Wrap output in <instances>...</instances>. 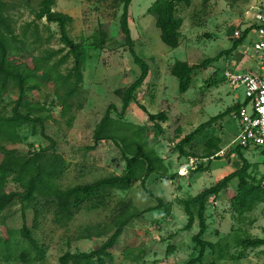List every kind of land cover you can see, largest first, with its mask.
Returning a JSON list of instances; mask_svg holds the SVG:
<instances>
[{"label": "rangeland", "instance_id": "1", "mask_svg": "<svg viewBox=\"0 0 264 264\" xmlns=\"http://www.w3.org/2000/svg\"><path fill=\"white\" fill-rule=\"evenodd\" d=\"M6 1L11 5L9 14L13 18L14 27L20 33L24 26L35 19L34 11L39 9L41 0ZM155 1L133 0L130 6L129 22L135 50L149 63L150 74L139 89L137 99L123 116L119 114L123 100L117 90L129 87L140 76L141 68L126 44L121 26L124 4L117 0H56L53 9L73 17L68 25L69 36L87 56L82 88L79 95L73 98L74 107L67 116L62 115L59 104L52 105L53 101H58L57 88L43 73H40V88L32 91L27 100V103L40 100L50 108V112L45 114L51 113L53 117L46 120V133L56 141V149L69 162L68 170L60 179L63 187L90 183L104 176L125 172L126 161L122 149L114 141L101 142L92 148L94 130L112 105L118 109L111 110L114 118L122 117L134 126H146L145 143L164 159L167 170L159 169L157 174L150 176L147 188L167 205L170 203V211L162 207L134 219L109 250L112 254V259H108L109 264H186L198 256L199 249L193 241V236L199 231L198 221L192 229H185L188 215L180 200L195 196L214 185L239 164L237 156L228 155L229 150L236 146L233 142L240 132L235 113L220 119L197 135L193 144L186 147L192 157L181 155L177 145L201 124L234 106L235 96L246 98L243 88L232 89L223 77L228 66L238 63L239 54L243 55L239 51L244 47L206 68L198 69L186 93L180 92L179 79L171 73V68L178 59L202 63L230 49L234 40L242 35H236V32L242 33L246 26L254 22V14L264 0H193L189 6H180L179 14L184 19L182 43L175 49L162 41L156 18L149 13ZM37 24L41 41L33 44L34 26L29 28V50L20 55L14 53V63L30 61L31 53L41 55L46 50L63 48L64 51L55 58L58 59L70 50L61 40L58 23L44 18ZM103 39L105 41L101 43ZM255 39V34L251 33L248 38L250 43L246 46L250 51L251 42ZM73 65L74 56H70L61 71L66 73ZM0 94L6 111L12 112L19 97L18 87L11 82L5 90H0ZM142 105L152 113L161 110L168 112L169 120L162 123L164 133L149 121L148 113L142 109ZM72 115L75 118L69 123ZM22 134V143L6 144L10 148H18L20 154H26L31 149L30 143L35 144L38 150L51 144V140L42 135L40 126H37V133L25 126ZM212 136L222 139L221 146L225 153L210 163L196 156L206 152V142ZM246 156L252 162L262 163V155L257 148L247 152ZM193 158H197V163L191 166ZM2 159L0 151V162ZM201 163L205 170L198 172L197 167ZM259 168L262 173V167ZM237 183L234 180L217 200L211 198L208 202L206 216L209 228L205 239L215 243V248L207 250L206 264H264V245L247 250L241 246V241L247 237H264V203L259 204L253 212L238 215L232 201ZM7 190L15 191L19 187L10 182ZM116 193L117 199L109 208L83 210L64 227L54 223L53 217L48 215L35 228L32 209L24 210L22 204L16 202L2 214L6 224L0 233L7 236V228L13 229L17 254L30 249L32 261L25 263L17 255L10 261L0 259V264H61L60 258L66 252H90L107 241L112 232L91 238H81V235L86 234L88 226L111 223L118 214L114 208L117 210L122 205L121 199L131 202L139 210L159 204L146 191L141 180H136L131 189L117 190ZM24 212L28 226L34 230L39 249L31 247L21 235Z\"/></svg>", "mask_w": 264, "mask_h": 264}, {"label": "trees", "instance_id": "2", "mask_svg": "<svg viewBox=\"0 0 264 264\" xmlns=\"http://www.w3.org/2000/svg\"><path fill=\"white\" fill-rule=\"evenodd\" d=\"M124 4V13L121 19L122 30L126 37V44L133 55L135 62L141 68L140 76L126 89L117 90L123 100L121 116L125 113L133 101L137 99V93L142 88L149 77L150 66L135 50V40L129 22V10L133 0H117ZM193 0H156L149 8V13L156 18V25L161 30V39L169 47L175 49L182 43L183 17L179 14L182 5L189 6ZM210 0H205L208 2ZM56 0H41L40 7L35 10V19L32 23L23 27L18 33L13 24V18L9 14L10 3L0 0V90H5L11 82H14L19 89V97L8 113L0 94V151L3 159L0 162V229L6 224L2 214L6 209L20 202L23 209L31 208L34 212L33 225L36 228L42 218L51 215L53 222L60 226L69 225L76 216L83 210L107 209L117 199V190L127 191L131 189L136 180H141L146 191L153 196L159 204L145 210H139L131 202L122 200V205L117 210L109 224H97L88 226L86 234L81 238H91L92 236H103L112 232L110 237L102 245L90 252L68 251L60 258L61 264H109L108 259H112L110 249L116 244L124 229L130 226L134 219L142 216L145 212L162 209L165 207L169 212L171 204L147 188V181L150 176L157 174L159 169L167 170L164 159L158 152L150 148L145 143L147 128L134 126L123 119L114 118L111 115L112 108H109L94 130L95 148L99 143L114 141L122 149L123 157L126 161V170L123 174H112L104 176L90 183H79L63 187L60 179L68 170L69 162L56 149V141L46 133V120L52 118L50 108L40 100H32L27 103L32 91L40 88L42 84L41 74L48 76L57 88V99L53 104L62 107V115L71 113L74 103L73 98L79 95L84 81V70L86 67V53L69 36L68 25L73 21V17L61 11H56L53 6ZM46 18L50 22H56L60 26L61 40L70 47V50L59 57L64 49L46 50L44 54L37 55L31 53V60L21 63H14L12 55H20L28 52V31L34 26L33 44L41 41V33L38 21ZM253 27L242 32L241 37L235 39L233 46L221 52L219 55L208 58L202 63H189L178 59L171 68V73L179 79V90L186 93L192 86L195 72L200 68H206L212 63L219 61L224 56L231 55L240 47L249 45V35ZM106 35V34H105ZM106 39V38H105ZM105 39L101 41L104 43ZM70 56H74V65L64 73L62 66L67 63ZM55 59V60H54ZM235 67V66H233ZM224 69V68H223ZM225 78V76H223ZM226 80V78H225ZM247 102L237 103L224 112L212 117L207 122L201 124L194 132L186 135L177 145L181 155L192 157L186 151V147L193 144L198 134L205 131L220 119H224L229 114L237 113ZM81 106V105H80ZM142 109L148 113L149 121L153 123L158 131L164 133L165 128L162 123L169 120L166 110L158 113L150 112L145 105ZM74 115L70 117L72 123ZM25 126L33 129L37 133V126L41 127L42 135L51 140V144L41 149H35V144L30 143V150L26 154H20L18 148H10L6 144L17 145L24 141L22 130ZM179 136H177L178 138ZM222 139L219 137H209L206 142V152L197 158L212 159L221 158L217 155L223 150ZM249 147L236 145L228 152L229 156L239 158L238 166L229 172L214 185L202 190L195 196L181 199L188 223L186 230H190L198 221L199 231L193 236L195 246L199 249L198 256L189 260L186 264H206L205 255L208 249H214L215 243L206 240L205 234L208 231L207 206L211 198L217 200L221 193L228 189L234 180H237L236 194L232 198L233 207L238 215L253 212L257 206L264 203V179L260 177L261 162H252L246 156L251 151ZM204 164L197 167V171H204ZM10 182L15 183L19 190L8 191ZM24 224L21 228V235L28 241L31 247L39 249V243L34 236V230L26 222V214L23 213ZM13 229L7 228V236L0 233V259L12 260L17 257L14 247ZM264 245V237H247L241 241L244 250L250 247ZM18 258L25 263L32 261L30 249L23 250ZM234 258H239L234 256Z\"/></svg>", "mask_w": 264, "mask_h": 264}, {"label": "built area", "instance_id": "3", "mask_svg": "<svg viewBox=\"0 0 264 264\" xmlns=\"http://www.w3.org/2000/svg\"><path fill=\"white\" fill-rule=\"evenodd\" d=\"M253 20L245 29L253 27L251 33L256 36L251 44L258 60V69L243 71L230 65L225 69L224 76L232 89H244V102H247L235 115L240 132L233 144L260 150L263 170L260 177L264 179V3H260ZM240 34L236 32V35ZM224 153L225 149L217 155ZM195 159H191V166L197 163Z\"/></svg>", "mask_w": 264, "mask_h": 264}, {"label": "crops", "instance_id": "4", "mask_svg": "<svg viewBox=\"0 0 264 264\" xmlns=\"http://www.w3.org/2000/svg\"><path fill=\"white\" fill-rule=\"evenodd\" d=\"M243 49H240L239 53H242L243 55L239 54L240 57H238V63L237 64H231V66H235L236 68H238L239 70H257L258 69V60L255 56L254 50L252 48V51H250L251 49L248 48L246 46H243ZM242 48V47H241ZM242 50V51H241ZM235 101L236 104L237 103H243L245 101L244 99H241V97L239 96H235ZM236 115V113H235ZM235 120L236 117H235Z\"/></svg>", "mask_w": 264, "mask_h": 264}, {"label": "bare ground", "instance_id": "5", "mask_svg": "<svg viewBox=\"0 0 264 264\" xmlns=\"http://www.w3.org/2000/svg\"><path fill=\"white\" fill-rule=\"evenodd\" d=\"M185 169H183V171H184Z\"/></svg>", "mask_w": 264, "mask_h": 264}]
</instances>
